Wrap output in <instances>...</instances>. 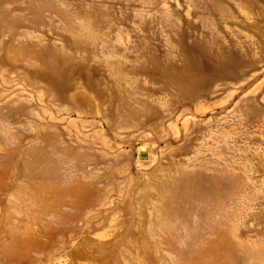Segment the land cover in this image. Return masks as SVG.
Here are the masks:
<instances>
[{"label": "rangeland", "instance_id": "1", "mask_svg": "<svg viewBox=\"0 0 264 264\" xmlns=\"http://www.w3.org/2000/svg\"><path fill=\"white\" fill-rule=\"evenodd\" d=\"M0 264H264V0H0Z\"/></svg>", "mask_w": 264, "mask_h": 264}, {"label": "bare ground", "instance_id": "2", "mask_svg": "<svg viewBox=\"0 0 264 264\" xmlns=\"http://www.w3.org/2000/svg\"><path fill=\"white\" fill-rule=\"evenodd\" d=\"M219 1H221V0H215V4L219 3ZM212 7H213V5L212 6H211V4L208 5V8H212ZM214 7H216V5Z\"/></svg>", "mask_w": 264, "mask_h": 264}]
</instances>
